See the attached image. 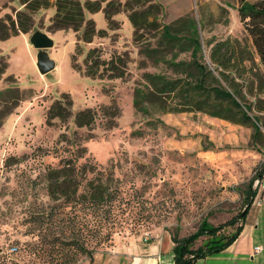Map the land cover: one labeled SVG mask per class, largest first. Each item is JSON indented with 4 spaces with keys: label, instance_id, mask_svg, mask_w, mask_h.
<instances>
[{
    "label": "rangeland",
    "instance_id": "1",
    "mask_svg": "<svg viewBox=\"0 0 264 264\" xmlns=\"http://www.w3.org/2000/svg\"><path fill=\"white\" fill-rule=\"evenodd\" d=\"M156 1L162 7L159 20L163 23L185 15L193 18L202 47L207 39L227 35L246 42L249 52L230 71L239 83L241 95H232L251 103V110L244 106L241 109L257 115L258 121L252 117L245 122L230 120L210 114L206 108L167 110L181 101L173 94L155 95L144 102L147 111L138 110L133 105L132 92L144 81L143 71L186 76L191 83L198 81L197 71L189 68L175 72L162 61L144 56L139 48L147 43L153 45L158 38L148 31L134 40L133 27L124 10L114 15L118 26L113 29L107 27L102 10L86 11L85 17L93 19L96 29L107 31L104 36L95 34L89 42L79 39V32L72 28L47 30L54 6L37 11L32 31L43 30L53 41L47 48L55 61L51 70L38 71L34 63L36 49L28 36L18 32L0 39V54L7 56L6 72L13 73L19 88L27 93L12 112L2 116L0 125V264H89L95 259L113 264L121 256L119 252L127 254L130 245L134 250L162 232L187 235L203 218L219 224L244 207L243 190L254 169L264 161V61L239 20L237 0ZM18 7L17 0H0V17L7 13L14 17ZM89 47L99 49V59L111 58L116 64L120 54L125 62L123 75L108 77L107 71L101 77L86 75L84 56ZM162 49L169 57V50ZM176 57L189 59V51L179 52ZM199 59L208 63L207 49ZM101 69L100 65L97 73ZM212 73L217 80L208 76L205 86L217 85L232 91L217 71L212 69ZM6 84L13 85L1 76L0 87ZM64 94L71 114L67 120L52 117L51 122L47 121L50 104L58 98L64 102ZM219 101L230 105L211 93L208 107L218 109ZM111 103H116L118 110L102 113L100 106ZM86 107L96 110L94 122L76 126L75 113ZM254 123L259 126L257 134ZM62 131L84 147V157L96 161L123 186L120 195L124 208L117 211L118 222L110 230L103 229L96 214L92 215L82 234L75 238V247L70 244L71 236L67 233L66 238L57 224L63 223L61 216L44 224L31 217L37 201L45 206L52 202L41 170L46 164H57L53 147ZM235 227L226 226L224 230L230 233ZM42 230H51L50 236L42 237ZM12 245L18 246L16 251L10 250Z\"/></svg>",
    "mask_w": 264,
    "mask_h": 264
},
{
    "label": "trees",
    "instance_id": "2",
    "mask_svg": "<svg viewBox=\"0 0 264 264\" xmlns=\"http://www.w3.org/2000/svg\"><path fill=\"white\" fill-rule=\"evenodd\" d=\"M20 7L14 9V17L5 14L0 17V39L7 38L11 34L22 32L30 33L34 28L33 14L39 10L54 6V12L49 17L46 25L47 30L58 28H72L79 32V39L91 41L92 37L106 35L105 28L96 29L94 21L90 17H85V12H96L102 10L108 28L118 26V20L114 15L124 10L126 16L133 27V39L138 40L140 36L148 31H152L158 39L151 45L147 43L139 48V51L148 59L154 62L162 61L165 66L175 72L193 68L197 71L198 81L191 83L186 76H168L161 72L143 71V82L135 85L132 92L133 105L136 109L147 111L144 102L151 101L155 95L173 94L181 98L179 105H174L167 110L179 111L185 108H206L210 114L225 116L230 120L250 121L251 117L258 121L257 115H249L245 109L251 110V103L235 98L241 95L238 81L231 76V69H235L242 62L249 52V47L245 41L236 36L227 35L222 38H211L202 47L196 23L189 15L178 17L169 23L159 20V12L162 7L156 0H17ZM239 20L242 22L252 45L260 54L264 61V0H237L236 5ZM170 52L166 57L163 49ZM207 49L208 63L200 61L203 50ZM97 47H89L84 56V73L88 76L101 77L107 71L108 77L122 76L125 62L118 54V64L111 58L105 61L99 59ZM189 51V59L177 58V54L182 51ZM143 60V59H142ZM141 60V61H142ZM7 56L0 54V78L5 76L10 79L13 85L6 84L0 87V105L4 109L0 110V125L2 116L12 112L19 101L26 97L27 93L21 90L17 84L13 73H7ZM102 71L98 72L99 66ZM218 72L232 91L226 90L222 86H205L206 77L212 76V69ZM186 72V71H184ZM216 80L217 78L214 77ZM13 92L15 95H7ZM213 93L216 99L227 100L230 105L222 104L219 107H208L209 96ZM5 96L6 98H1ZM63 95V99H55L46 111L47 121L57 117L67 120L71 114L69 109V99ZM9 103V104H6ZM234 106L237 110H232ZM262 107L261 105H259ZM118 110L116 103L100 106L102 113L109 110ZM225 110L230 115L222 112ZM96 110L86 107L79 109L74 115L76 126H89L94 122ZM51 122V121H50ZM112 125V124H111ZM255 134L259 133L258 123L253 124ZM64 141L61 144V142ZM53 147V156L57 157V164H46L42 168L47 194L52 199L51 203L37 201L31 213L32 221L51 222L54 216H61L63 223H57L62 232L71 236L70 244L73 247L75 238L82 234L88 225L90 217L96 214V218L103 229L110 230L111 226L119 217L118 210H123L122 197L120 192L123 186L111 173L104 171L98 166L96 161H91L83 153L84 147L78 141L69 137L66 132H60ZM83 149V151H81ZM66 150V153H63ZM80 157L84 159L81 160ZM264 172V161L259 168H255L253 174L243 190L244 207L236 214L219 224H212L207 218H203L195 231L179 236L175 231L171 233L173 240L174 259L177 264H195V261L209 253L221 250L229 245L240 234L248 209L257 193L254 186L255 179ZM70 206V207H69ZM246 211L241 216L242 210ZM234 225L235 229L226 233V226ZM67 230V231H66ZM50 231H41L42 237L50 236ZM107 233H105L106 235ZM204 237L203 241L196 245V241ZM61 238V237H60ZM57 244L56 241L53 242ZM80 251H87L85 247H79ZM77 249V248H76Z\"/></svg>",
    "mask_w": 264,
    "mask_h": 264
},
{
    "label": "crops",
    "instance_id": "3",
    "mask_svg": "<svg viewBox=\"0 0 264 264\" xmlns=\"http://www.w3.org/2000/svg\"><path fill=\"white\" fill-rule=\"evenodd\" d=\"M93 13V12H89ZM22 33V32H21ZM29 36V33H22ZM173 240L169 232H162L133 250L119 252L113 264H177ZM256 246H261L256 249ZM127 259H123L125 256ZM89 264H105L95 259ZM111 264V263H106ZM195 264H264V193L261 203L252 202L243 219L240 234L225 248L198 258Z\"/></svg>",
    "mask_w": 264,
    "mask_h": 264
},
{
    "label": "water",
    "instance_id": "4",
    "mask_svg": "<svg viewBox=\"0 0 264 264\" xmlns=\"http://www.w3.org/2000/svg\"><path fill=\"white\" fill-rule=\"evenodd\" d=\"M28 40L31 46L36 49L34 54V63L40 73H46L55 66V61L49 57L47 48L53 44L52 39L47 33L40 29H34L29 33ZM246 211V207L242 210L241 216Z\"/></svg>",
    "mask_w": 264,
    "mask_h": 264
},
{
    "label": "built area",
    "instance_id": "5",
    "mask_svg": "<svg viewBox=\"0 0 264 264\" xmlns=\"http://www.w3.org/2000/svg\"><path fill=\"white\" fill-rule=\"evenodd\" d=\"M254 186L257 189V193H256L252 202L259 204V203H261V201L263 199V193H264V172L260 175V177L255 179ZM17 248H18L17 245H12L10 247V250L16 251ZM260 248H261V246H256V249H260Z\"/></svg>",
    "mask_w": 264,
    "mask_h": 264
}]
</instances>
